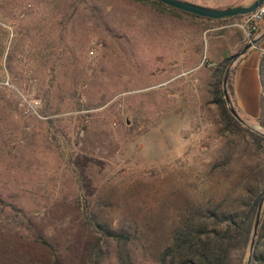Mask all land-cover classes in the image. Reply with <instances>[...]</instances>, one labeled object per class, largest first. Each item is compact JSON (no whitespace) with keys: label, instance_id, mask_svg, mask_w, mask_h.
Here are the masks:
<instances>
[{"label":"rangeland","instance_id":"1","mask_svg":"<svg viewBox=\"0 0 264 264\" xmlns=\"http://www.w3.org/2000/svg\"><path fill=\"white\" fill-rule=\"evenodd\" d=\"M210 25L135 0H0V264H88L91 213L138 224L136 264H156L186 208L230 205L245 169L211 172L228 139Z\"/></svg>","mask_w":264,"mask_h":264},{"label":"trees","instance_id":"2","mask_svg":"<svg viewBox=\"0 0 264 264\" xmlns=\"http://www.w3.org/2000/svg\"><path fill=\"white\" fill-rule=\"evenodd\" d=\"M135 1L149 3L192 18L212 21L158 2ZM232 7L235 5L226 8ZM244 17L246 16L233 18ZM256 35L257 33H248L249 39ZM229 61L230 59H227L217 69L212 91V103L218 112L219 131L222 137L228 139V147L221 159L211 167V172L236 165L242 166L245 172L240 182L241 189L227 208L222 205L209 208L203 204H193L186 208L180 222L165 239L164 245L161 247L160 242L158 243L160 249L155 254L156 264H247L257 205L264 190V136L243 127L227 109L221 83ZM232 72L233 68L229 71L226 83L230 101L233 95ZM262 86L264 88V82ZM257 123L264 132L261 115ZM87 221L89 229L97 236L88 249V264H103L109 247L113 248L116 264H136L139 253L142 252L144 256L149 251L145 249L152 247L146 233L135 222L122 220L116 226H107L94 213L87 216ZM155 238L157 237L154 236ZM41 240L45 245H49L44 239ZM150 256L154 257L153 251ZM250 264H264V202Z\"/></svg>","mask_w":264,"mask_h":264},{"label":"crops","instance_id":"3","mask_svg":"<svg viewBox=\"0 0 264 264\" xmlns=\"http://www.w3.org/2000/svg\"><path fill=\"white\" fill-rule=\"evenodd\" d=\"M187 1L222 9L233 5L248 6L254 0ZM243 21L244 18L233 17L208 21L212 25L206 31L212 35L205 42L204 59L213 66L211 73L215 74L224 61H231L251 40L258 38L256 44L230 67L233 68L231 104L245 122L257 123L260 115L262 119L264 111V21L253 39H249L247 31L243 28Z\"/></svg>","mask_w":264,"mask_h":264},{"label":"water","instance_id":"4","mask_svg":"<svg viewBox=\"0 0 264 264\" xmlns=\"http://www.w3.org/2000/svg\"><path fill=\"white\" fill-rule=\"evenodd\" d=\"M154 2L161 3L167 7H170L172 9L186 12L201 18H208L211 20H220L225 18H232L236 16H246L254 12L258 7L264 4V0H254L250 5L248 6H235L232 8H226V9H213V8H207L200 5H196L193 3H189L182 0H150ZM258 41V38H255L251 40L238 54H236L232 60L230 61L229 65L227 66L223 81H222V91H223V98L225 100L226 106L230 114L239 122L243 127L248 128L249 130L253 132H257L260 135L264 136V132L260 131L259 129H262L261 127H256L253 125H248L243 119L239 117L237 112L234 110L231 101L228 97L227 91H226V83L229 76L230 67L237 61V59L244 54L249 48L253 47L256 42ZM264 202V190L261 194V197L259 199L256 215H255V221L253 225V232H252V238L251 243L249 247V255L247 259V264L251 263L252 260V254L254 251L256 236H257V230L260 222V214L262 210V205Z\"/></svg>","mask_w":264,"mask_h":264},{"label":"built area","instance_id":"5","mask_svg":"<svg viewBox=\"0 0 264 264\" xmlns=\"http://www.w3.org/2000/svg\"><path fill=\"white\" fill-rule=\"evenodd\" d=\"M264 21V4L258 7L254 12L244 17L243 28L249 32L258 33L260 25ZM37 105V103H35Z\"/></svg>","mask_w":264,"mask_h":264}]
</instances>
